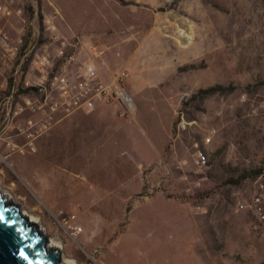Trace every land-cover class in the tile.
I'll list each match as a JSON object with an SVG mask.
<instances>
[{"label":"rangeland","instance_id":"374dc122","mask_svg":"<svg viewBox=\"0 0 264 264\" xmlns=\"http://www.w3.org/2000/svg\"><path fill=\"white\" fill-rule=\"evenodd\" d=\"M6 4L11 38L73 46L75 70L89 61L106 84L125 73L132 97L129 112L97 100L58 112L41 137L15 140L34 151L0 141V192L58 264H264V0ZM68 215L78 231L61 226Z\"/></svg>","mask_w":264,"mask_h":264},{"label":"built area","instance_id":"2783aa9c","mask_svg":"<svg viewBox=\"0 0 264 264\" xmlns=\"http://www.w3.org/2000/svg\"><path fill=\"white\" fill-rule=\"evenodd\" d=\"M6 1L0 0V74L10 76V86L2 85L5 86L0 97V141L7 142L10 153L24 154L28 146L34 151L31 142L18 145L15 140L41 137L43 131L51 127L50 122L58 112L66 115L77 111L89 113L94 100L120 103L125 111L132 110V97L123 85L125 73L114 75L113 81L106 84L99 80L96 66L89 61L81 64L78 70L73 68L77 59L73 46L66 47L63 43L51 51L37 39L28 37L23 28L17 38H11L2 23L12 14ZM14 13L23 15L21 9ZM48 28L52 31V40H57L55 27L50 24ZM88 49L101 53L93 46ZM214 132L211 130L204 137L205 144L211 142ZM195 155L197 163L204 165L207 162L205 152L199 148ZM74 218V215L63 217L61 226L78 231V226L73 224Z\"/></svg>","mask_w":264,"mask_h":264},{"label":"water","instance_id":"95a60500","mask_svg":"<svg viewBox=\"0 0 264 264\" xmlns=\"http://www.w3.org/2000/svg\"><path fill=\"white\" fill-rule=\"evenodd\" d=\"M0 192V264H58L60 250ZM23 253V255H21Z\"/></svg>","mask_w":264,"mask_h":264},{"label":"crops","instance_id":"0c3cea01","mask_svg":"<svg viewBox=\"0 0 264 264\" xmlns=\"http://www.w3.org/2000/svg\"><path fill=\"white\" fill-rule=\"evenodd\" d=\"M117 57H116V61L118 62V55H116ZM95 63H96V65L98 66V62L97 61H95ZM133 75H131V77H129V87L132 89V91H135V90H138L139 88H137V85L135 84V74L134 73H132Z\"/></svg>","mask_w":264,"mask_h":264},{"label":"bare ground","instance_id":"6f19581e","mask_svg":"<svg viewBox=\"0 0 264 264\" xmlns=\"http://www.w3.org/2000/svg\"><path fill=\"white\" fill-rule=\"evenodd\" d=\"M182 32H183V31H182ZM189 40H190V37L187 35V40H186V41L188 42ZM47 247H48V246H47Z\"/></svg>","mask_w":264,"mask_h":264},{"label":"snow or ice","instance_id":"6c2138e0","mask_svg":"<svg viewBox=\"0 0 264 264\" xmlns=\"http://www.w3.org/2000/svg\"><path fill=\"white\" fill-rule=\"evenodd\" d=\"M21 255H23V253H21Z\"/></svg>","mask_w":264,"mask_h":264}]
</instances>
